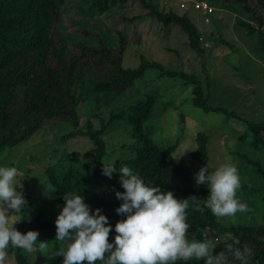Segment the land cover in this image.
<instances>
[{"label":"rangeland","instance_id":"374dc122","mask_svg":"<svg viewBox=\"0 0 264 264\" xmlns=\"http://www.w3.org/2000/svg\"><path fill=\"white\" fill-rule=\"evenodd\" d=\"M150 1L162 12L172 10L176 13H182L188 3L181 8L177 6L181 0ZM247 2L256 5L255 0ZM213 5L214 11L207 17L200 15L199 10H193V7L186 9L204 44L203 54L189 48L184 33L176 26L165 28L152 17L140 18L147 13V9L139 0H127L101 15L89 14L83 0H65L59 8V19L53 27V35L59 38L63 33L66 46L62 54L66 59L77 52L76 42L84 41L95 47L101 38L114 51L122 43L124 66H134L138 56L142 55L160 62L164 68L194 74L201 83L207 103L224 108L230 112L228 115L220 111L205 112L194 106L190 101V87L182 78L160 76L157 68H147L121 93L110 98L104 96L98 100L89 98L79 101L78 127L84 126V120L88 118L97 128L100 120L106 122L110 111H126L127 106L136 99L148 93L154 94L155 102L143 123V129L156 144L175 143L172 152L175 163L190 175L195 174L196 164L189 153L195 148V134L203 132L207 135L209 173L223 163H231L237 168L241 186L236 198L247 204L249 210L238 212L233 217L215 216L219 225H264V151L250 143L246 129L247 122L264 120V53L257 45L255 34L247 35L245 29L238 25L239 20H248L240 9L219 3ZM257 7V14L264 16V8ZM133 16L139 18L132 19ZM250 21L256 25L253 20ZM261 28L264 32V24ZM87 31L89 34L80 35ZM117 31L123 32L121 42ZM220 39L225 43L218 42ZM105 67L101 65L98 72H105ZM73 131L66 121L45 120L44 125L24 141L3 149L0 166L17 168V180L22 178V192L25 189L30 200V206L23 212L25 224L38 213L42 219L54 223L59 213L53 189L44 175L48 165H56L58 174L70 165L73 174L80 180L91 178L92 144L78 134L62 138ZM102 137L105 144L102 163L120 162L130 157V143L134 140L130 135V124L124 118L109 124ZM102 167L103 164L85 203L91 210L99 208L101 214L106 215L120 201L116 199L115 192H123L124 189L119 183V172L108 178L103 175ZM120 167H116L117 170ZM17 191L21 189L17 188ZM9 214L15 213L9 210ZM19 215H13L11 220L18 221ZM25 224L17 231L24 229ZM13 226L16 228V223ZM55 235L48 229L39 231L38 242H48L45 251L28 253L19 250L33 264H45L53 260L47 259V255L60 247ZM212 236L222 239L227 235L218 230L203 229L195 238L199 240ZM7 251L6 264H15L11 249ZM201 261L193 260L186 264H200Z\"/></svg>","mask_w":264,"mask_h":264},{"label":"trees","instance_id":"16d2710c","mask_svg":"<svg viewBox=\"0 0 264 264\" xmlns=\"http://www.w3.org/2000/svg\"><path fill=\"white\" fill-rule=\"evenodd\" d=\"M64 1L0 0V155L5 147H11L24 141L41 128L45 120L49 119L66 121L70 124L74 131L66 133L63 139L74 134L86 137L92 144L90 179L80 180L77 175L73 174L70 165L59 174L56 172V165H48L44 171L46 180L53 189L55 204L60 212L64 205L62 194L65 192L77 193L84 197V202L86 201L87 194L98 180L102 165L105 152L103 133L109 124L124 118L130 124V135L134 141L130 143V157L120 162L114 161L115 167L129 166L146 184L158 185L163 191H171L177 199L196 196L201 202L200 206L204 207L203 202L207 200L209 192L207 185L197 186L195 176L190 175L187 170L175 163L172 155L175 143L156 144L143 129V123L148 118L155 102L154 94L148 93L143 98L136 99L127 106L126 111L123 109L117 112L110 111L106 122L103 123L100 120V126L97 128L88 118L84 120V126L78 127L77 104L89 98L96 100L104 96L110 98L128 88L136 78L143 75L147 68H157L160 76H178L184 80L185 84L190 87V101L194 106L205 112L220 111L227 115L230 112L207 103L201 83L194 74L164 68L160 62L146 59L142 55L138 56V62L134 66H124L122 64V43H119L117 50L114 51L101 38L98 39L99 45L95 47L84 41L76 42L77 52L66 59L62 54L66 46L63 33L59 38L53 35V27L59 19V8ZM83 1L86 3L85 10L89 14L101 15L124 4L127 0ZM198 1H204L213 8V11L214 3L240 9L248 20H239L238 25L245 29L247 35L255 34L257 45L264 53V32L261 28L264 24V16L257 14L259 10L257 6L264 8L263 0H255L257 6L249 5L248 0ZM139 2L147 9V13L140 18L152 17L165 28L176 26L184 33L189 48L197 54H203L204 44L200 41L199 31L193 25L186 10L187 8L193 9V1H185L188 3L182 13L172 10L162 12L156 9L150 0H139ZM199 12L200 15L207 17V14ZM134 18H139V16H133L132 19ZM250 20H253L256 25ZM117 32L121 42L123 32ZM84 34H89V32L80 33L83 36ZM218 42L225 43L222 39ZM101 65L106 66V71L103 73L98 72ZM246 129L250 136V143L264 151V120L257 123L247 122ZM195 143V148L190 151L189 155L195 161L194 173H197L203 166L208 168L207 135L197 132ZM262 175L264 177V171ZM23 196L26 206L20 212L16 230L25 224L23 212L30 206L25 189ZM121 203L122 201L117 202L105 215L109 224L113 226L109 234L110 243L116 235L115 223L125 218L115 211ZM189 204L186 210V222L190 225L189 239L198 236L203 229L218 230L227 236L220 239L214 254L222 251L228 255L231 264H239V261L234 260L231 253L227 251V245L233 244L234 240L238 239L239 245L234 246L243 248L247 245L253 250L254 255L250 264H264V225L221 226L210 209L204 207L202 212L196 211L191 201ZM24 227L20 231L21 234L29 230L39 232L43 229L56 234L55 223L42 219L39 213L31 216ZM9 248L15 264H33L19 248L11 246ZM62 259L57 256L45 264H62ZM96 264H100V261ZM177 264L181 262L177 261ZM200 264H204V261Z\"/></svg>","mask_w":264,"mask_h":264},{"label":"clouds","instance_id":"9594fccd","mask_svg":"<svg viewBox=\"0 0 264 264\" xmlns=\"http://www.w3.org/2000/svg\"><path fill=\"white\" fill-rule=\"evenodd\" d=\"M103 164L102 173L112 178L119 172V183L123 192H115L116 199L122 201L115 209L125 218L114 225L113 242L109 234L113 226L101 209H90L84 197L73 192L62 194L64 205L54 221L55 240L60 243L47 259L62 257V264H177L203 260L204 264H231L224 252L214 254L220 243L218 237L189 239L187 212L191 201L196 211L204 207L217 218L233 217L236 213L247 212L248 206L236 198L240 188L237 168L231 163H223L211 173L206 166L195 176L197 186L207 185L208 199L198 201L196 196L177 199L171 191H163L158 185H148L127 165L117 170L115 163ZM15 167L0 166V264H6L8 249H23L28 253L45 251L47 241H39V232L29 230L21 234L13 226L17 221L11 217L26 206L21 179L17 180ZM20 188L21 191H17ZM12 210L15 214H9ZM239 245V240L227 245V251L239 264H250L254 253L252 248Z\"/></svg>","mask_w":264,"mask_h":264},{"label":"built area","instance_id":"2783aa9c","mask_svg":"<svg viewBox=\"0 0 264 264\" xmlns=\"http://www.w3.org/2000/svg\"><path fill=\"white\" fill-rule=\"evenodd\" d=\"M184 1H193L192 7L196 10L201 11L204 14H209L213 12V8L210 7L207 3L204 1H198V0H181L179 3V7L183 8L184 6Z\"/></svg>","mask_w":264,"mask_h":264}]
</instances>
